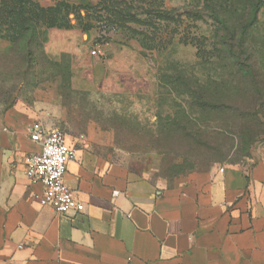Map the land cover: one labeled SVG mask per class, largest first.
<instances>
[{
  "label": "rangeland",
  "instance_id": "1",
  "mask_svg": "<svg viewBox=\"0 0 264 264\" xmlns=\"http://www.w3.org/2000/svg\"><path fill=\"white\" fill-rule=\"evenodd\" d=\"M34 1L62 22L42 21L31 44L0 32V114L56 107L59 130L77 144L104 149L161 188L264 163V125L242 113L234 128L230 101L221 103L226 111L204 114L182 95L197 80L230 73L214 51L224 40L213 17L220 2ZM235 2L238 10L222 15L244 26L250 0ZM251 45V62L264 72V2ZM95 48L103 56H92ZM249 123L263 133L252 144Z\"/></svg>",
  "mask_w": 264,
  "mask_h": 264
},
{
  "label": "crops",
  "instance_id": "2",
  "mask_svg": "<svg viewBox=\"0 0 264 264\" xmlns=\"http://www.w3.org/2000/svg\"><path fill=\"white\" fill-rule=\"evenodd\" d=\"M60 122L53 106L0 114V264H264V163L161 188L66 134L65 183L85 211L58 215L25 160L42 149L32 125Z\"/></svg>",
  "mask_w": 264,
  "mask_h": 264
},
{
  "label": "trees",
  "instance_id": "3",
  "mask_svg": "<svg viewBox=\"0 0 264 264\" xmlns=\"http://www.w3.org/2000/svg\"><path fill=\"white\" fill-rule=\"evenodd\" d=\"M210 1L220 2V7L214 10L213 17L221 28L219 30L224 32L222 38L224 40H219L214 49L215 55L218 59L228 60L232 68L229 75H218L206 82L197 80L195 89L190 84L187 85L182 95L192 100L191 105L204 114L211 112L218 115L227 110L221 103L230 101L232 103L230 112L234 115L231 122L234 128L243 121L239 120L242 113L250 115L255 123L264 125V72L257 68L255 62H251L253 58L251 38L258 25L264 0H250L248 9L243 8V13L247 17L244 26L238 22L233 24L222 15L232 14V11L238 10L234 7L235 0ZM53 10L39 6L34 0H0V32H6L7 35L4 37L15 36L31 44L37 26L42 21L46 20L50 27L62 22L54 13L47 14ZM201 52L202 49L200 54ZM251 123L243 126L249 132L247 142L252 144L264 132L262 133L261 129L257 131V127Z\"/></svg>",
  "mask_w": 264,
  "mask_h": 264
},
{
  "label": "built area",
  "instance_id": "4",
  "mask_svg": "<svg viewBox=\"0 0 264 264\" xmlns=\"http://www.w3.org/2000/svg\"><path fill=\"white\" fill-rule=\"evenodd\" d=\"M91 55L99 58L103 53L95 48ZM2 130L8 131L7 128ZM30 139L42 148L39 153L30 154L25 160L26 177L33 183L43 185L41 205L51 207L58 215L83 213L84 204L79 202L65 183L68 164L77 159V150L68 144L66 133L34 123L30 128Z\"/></svg>",
  "mask_w": 264,
  "mask_h": 264
}]
</instances>
